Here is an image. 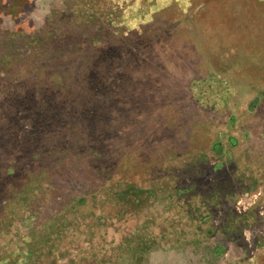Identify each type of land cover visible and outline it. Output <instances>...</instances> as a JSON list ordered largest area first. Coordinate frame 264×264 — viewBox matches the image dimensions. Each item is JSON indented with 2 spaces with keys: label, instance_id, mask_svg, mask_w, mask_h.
Wrapping results in <instances>:
<instances>
[{
  "label": "rangeland",
  "instance_id": "rangeland-1",
  "mask_svg": "<svg viewBox=\"0 0 264 264\" xmlns=\"http://www.w3.org/2000/svg\"><path fill=\"white\" fill-rule=\"evenodd\" d=\"M0 264H264V0H0Z\"/></svg>",
  "mask_w": 264,
  "mask_h": 264
}]
</instances>
